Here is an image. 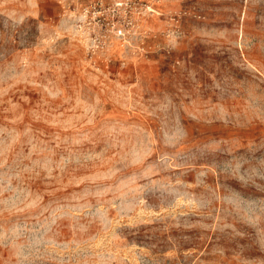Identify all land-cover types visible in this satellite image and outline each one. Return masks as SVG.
Wrapping results in <instances>:
<instances>
[{"label":"rangeland","instance_id":"rangeland-1","mask_svg":"<svg viewBox=\"0 0 264 264\" xmlns=\"http://www.w3.org/2000/svg\"><path fill=\"white\" fill-rule=\"evenodd\" d=\"M0 264H264V0H0Z\"/></svg>","mask_w":264,"mask_h":264},{"label":"crops","instance_id":"crops-1","mask_svg":"<svg viewBox=\"0 0 264 264\" xmlns=\"http://www.w3.org/2000/svg\"><path fill=\"white\" fill-rule=\"evenodd\" d=\"M254 61V60H253ZM255 62V61H254Z\"/></svg>","mask_w":264,"mask_h":264}]
</instances>
